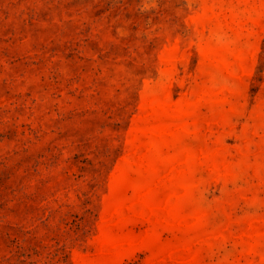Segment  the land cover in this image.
Returning <instances> with one entry per match:
<instances>
[{"label":"rangeland","instance_id":"rangeland-1","mask_svg":"<svg viewBox=\"0 0 264 264\" xmlns=\"http://www.w3.org/2000/svg\"><path fill=\"white\" fill-rule=\"evenodd\" d=\"M0 264H264V0H0Z\"/></svg>","mask_w":264,"mask_h":264}]
</instances>
